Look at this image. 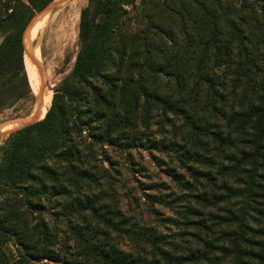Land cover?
Wrapping results in <instances>:
<instances>
[{"label":"trees","instance_id":"16d2710c","mask_svg":"<svg viewBox=\"0 0 264 264\" xmlns=\"http://www.w3.org/2000/svg\"><path fill=\"white\" fill-rule=\"evenodd\" d=\"M49 1L0 0V109L32 95L23 33ZM79 35L42 119L0 147V264H264V0H89ZM152 117L174 165L149 196L173 228L121 208L98 160Z\"/></svg>","mask_w":264,"mask_h":264},{"label":"rangeland","instance_id":"374dc122","mask_svg":"<svg viewBox=\"0 0 264 264\" xmlns=\"http://www.w3.org/2000/svg\"><path fill=\"white\" fill-rule=\"evenodd\" d=\"M22 2L29 5L28 0ZM87 6L89 0H50L46 7L36 12L27 24L23 33L24 64L32 95L16 100L10 99L7 105L1 107L0 147L5 144L12 132L42 119L35 118L47 111L52 98L46 102L43 111L35 116L32 115L39 108L44 96L52 93L53 97L55 86L73 69L81 44L79 35L81 15ZM41 23L43 26L38 28ZM35 31L37 32L34 35ZM6 34L7 32L0 33V45ZM156 121V117H152V125L148 133L150 140L146 144L137 142L135 146L125 147L100 144L97 146L100 153L98 160L105 166L111 167L113 175L116 176L113 195L119 200L121 208L127 209L128 205L140 199L139 210L144 212L146 217L152 221L164 219L160 227L169 225L173 228L174 225L170 224L171 220L180 217L173 207L175 204L168 206L156 202V198L149 196L161 197L170 192L159 191L156 181L169 184L165 171L174 165L165 150H159L162 147V139L165 138L167 145L170 136L162 137L157 133ZM87 133L88 131L85 130L83 135L87 136ZM84 141L89 143L91 139L84 137ZM54 211L58 210H54L49 204L47 211L41 216L47 217L51 222L50 225H57L59 238L70 245L72 242L68 232L67 216L64 218L62 215H53ZM155 212L157 215L154 214ZM6 249L8 252L10 249L14 250L12 245Z\"/></svg>","mask_w":264,"mask_h":264},{"label":"bare ground","instance_id":"6f19581e","mask_svg":"<svg viewBox=\"0 0 264 264\" xmlns=\"http://www.w3.org/2000/svg\"><path fill=\"white\" fill-rule=\"evenodd\" d=\"M49 65V64H48ZM46 67V66H45ZM49 68V67H48ZM46 69V68H45ZM47 71H49V70H47ZM46 73V72H45ZM55 80V79H54ZM53 81V80H52ZM53 84H54V82H53ZM50 91V90H49ZM51 95H52V93H51ZM51 95L49 94V95H46L45 97H44V100L42 101V103L40 104V106H39V108L35 111V113L32 115V116H35V115H37V113H39V112H41L43 109H44V107L46 106V102L47 101H49V99H50V97H51ZM20 124V123H19Z\"/></svg>","mask_w":264,"mask_h":264},{"label":"water","instance_id":"95a60500","mask_svg":"<svg viewBox=\"0 0 264 264\" xmlns=\"http://www.w3.org/2000/svg\"><path fill=\"white\" fill-rule=\"evenodd\" d=\"M36 122V121H35Z\"/></svg>","mask_w":264,"mask_h":264}]
</instances>
